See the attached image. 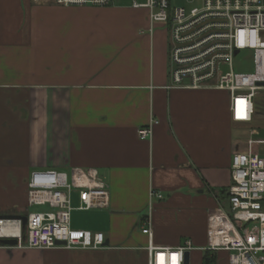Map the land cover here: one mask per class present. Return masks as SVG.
Segmentation results:
<instances>
[{
  "label": "crops",
  "instance_id": "1",
  "mask_svg": "<svg viewBox=\"0 0 264 264\" xmlns=\"http://www.w3.org/2000/svg\"><path fill=\"white\" fill-rule=\"evenodd\" d=\"M129 1L0 0V210L26 215L35 170L96 167L111 191L99 213L72 214L106 248L0 243V264H148L149 216L155 244L191 240L190 264H229L207 248L208 216L229 206L233 154L252 123L233 120L226 90L170 86V28ZM151 189L163 197L150 210Z\"/></svg>",
  "mask_w": 264,
  "mask_h": 264
},
{
  "label": "built area",
  "instance_id": "2",
  "mask_svg": "<svg viewBox=\"0 0 264 264\" xmlns=\"http://www.w3.org/2000/svg\"><path fill=\"white\" fill-rule=\"evenodd\" d=\"M64 6H105L112 0H32ZM176 0L134 1L150 11L152 24L170 28L169 63L172 87L216 88L230 94L234 121L252 123L258 113L257 97L264 92V0H200L187 10ZM194 1V0H191ZM250 52L253 69L236 71L235 60ZM229 66V70L224 67ZM156 120L139 129L151 138ZM264 139L251 137L245 150L233 154L229 206H218L208 216V249L229 252V264H264ZM75 194L78 198L74 205ZM163 195L151 189L154 198ZM109 184L96 167H74L69 172L35 170L28 181V205L39 210L21 219L0 216V239H17L19 247L100 250L107 247L102 231L72 225L75 209L110 206ZM150 216L142 232L149 236L148 264H184L194 246L186 240L177 247L159 246L153 239ZM14 246V245H9Z\"/></svg>",
  "mask_w": 264,
  "mask_h": 264
},
{
  "label": "rangeland",
  "instance_id": "3",
  "mask_svg": "<svg viewBox=\"0 0 264 264\" xmlns=\"http://www.w3.org/2000/svg\"><path fill=\"white\" fill-rule=\"evenodd\" d=\"M129 1V0H128ZM200 0H176L173 1L176 5H184L186 6L187 10H190V8L194 7L199 3ZM130 2H133V0H130ZM234 68L236 71H244V72H250L253 69V58L252 54L250 52L242 53L240 57H238L234 62ZM225 70H229V66L224 67ZM257 103H258V113L256 115L255 120L252 122V125L255 126V129L252 127V125L247 127V135L249 138L251 137H259L264 139V92L257 97ZM248 138V139H249ZM264 151V146L261 147ZM74 205H78V198L75 194L74 197ZM41 207L39 206H28L27 209L24 210V214H27L31 211L39 210ZM102 210L99 209H93V210H76L74 213V221H84L88 216H91L93 213H99ZM105 211V210H103ZM14 214H10L7 212V210L2 209L0 210V216H13ZM82 224H80L81 226ZM74 227L76 225L74 224Z\"/></svg>",
  "mask_w": 264,
  "mask_h": 264
},
{
  "label": "water",
  "instance_id": "4",
  "mask_svg": "<svg viewBox=\"0 0 264 264\" xmlns=\"http://www.w3.org/2000/svg\"><path fill=\"white\" fill-rule=\"evenodd\" d=\"M7 218H18L22 220L23 223V227L26 226L27 223V215H20V216H4ZM0 243L4 244V245H16L18 243L17 239H10V238H2L0 239ZM107 243V241H106ZM190 256L191 253L189 251L186 252V256H185V263L184 264H190Z\"/></svg>",
  "mask_w": 264,
  "mask_h": 264
},
{
  "label": "trees",
  "instance_id": "5",
  "mask_svg": "<svg viewBox=\"0 0 264 264\" xmlns=\"http://www.w3.org/2000/svg\"><path fill=\"white\" fill-rule=\"evenodd\" d=\"M209 260V259H208Z\"/></svg>",
  "mask_w": 264,
  "mask_h": 264
}]
</instances>
